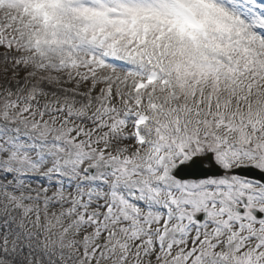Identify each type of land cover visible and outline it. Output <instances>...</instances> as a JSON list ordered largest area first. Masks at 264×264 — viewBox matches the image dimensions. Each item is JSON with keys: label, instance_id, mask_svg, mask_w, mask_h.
Listing matches in <instances>:
<instances>
[{"label": "snow or ice", "instance_id": "obj_1", "mask_svg": "<svg viewBox=\"0 0 264 264\" xmlns=\"http://www.w3.org/2000/svg\"><path fill=\"white\" fill-rule=\"evenodd\" d=\"M0 264H264V0H0Z\"/></svg>", "mask_w": 264, "mask_h": 264}]
</instances>
